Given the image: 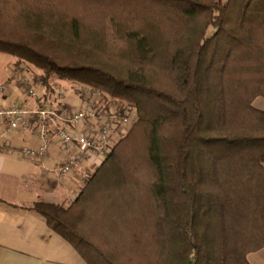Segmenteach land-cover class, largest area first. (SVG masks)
<instances>
[{"label":"trees","instance_id":"obj_1","mask_svg":"<svg viewBox=\"0 0 264 264\" xmlns=\"http://www.w3.org/2000/svg\"><path fill=\"white\" fill-rule=\"evenodd\" d=\"M0 53L137 118L73 202L34 203L87 264L264 249V0H0Z\"/></svg>","mask_w":264,"mask_h":264},{"label":"crops","instance_id":"obj_2","mask_svg":"<svg viewBox=\"0 0 264 264\" xmlns=\"http://www.w3.org/2000/svg\"><path fill=\"white\" fill-rule=\"evenodd\" d=\"M18 63L17 58L0 53V110L18 105L31 111L46 100L57 104L53 94L41 100L24 97L26 85L21 69L15 66ZM34 72L41 74L37 69ZM50 84L51 87L73 85L58 78H53ZM80 105L77 95L70 92L58 106L74 114ZM7 126V118L0 117V133L6 132ZM39 144L32 128L7 133L0 140V264H87L67 241L50 229L45 217L34 209V203L68 206L79 196L85 178L103 159L94 151H85L70 173L63 175L61 168L68 157L57 146L38 159H25L19 154L22 148H36ZM252 256H258V262L250 260L252 264H264V249L249 259Z\"/></svg>","mask_w":264,"mask_h":264},{"label":"built area","instance_id":"obj_3","mask_svg":"<svg viewBox=\"0 0 264 264\" xmlns=\"http://www.w3.org/2000/svg\"><path fill=\"white\" fill-rule=\"evenodd\" d=\"M20 69L26 85L24 97L27 100L45 98L46 89L41 78L30 76L23 65ZM64 95L58 86H53V96L58 101L55 105L46 100L42 106L31 111L18 105L0 110V117L8 120L6 132L0 133V140H4L7 133L32 128L40 144L36 148L24 147L19 154L25 159H38L52 146H57L68 157L61 168L63 175L70 173L85 151H94L104 159L125 130L132 128L136 119L130 113L122 116L120 107L104 103L101 95L90 89L80 90L78 96L82 98V104L74 115L69 116L58 106Z\"/></svg>","mask_w":264,"mask_h":264},{"label":"rangeland","instance_id":"obj_4","mask_svg":"<svg viewBox=\"0 0 264 264\" xmlns=\"http://www.w3.org/2000/svg\"><path fill=\"white\" fill-rule=\"evenodd\" d=\"M19 62V61H18ZM19 64H21V63H18L17 64V66L19 65ZM22 65L26 68V71H27V73L30 75V76H38V75H36L35 74V72H34V70L36 69L35 67H33V66H31L30 64H28V63H26V62H24V63H22ZM16 66V65H15ZM17 66H16V68H17ZM33 68H35L34 70H33ZM41 73V72H40ZM67 82H69V81H67ZM54 86H58L59 87V89L60 90H62L63 91V93H65V95H64V98L62 99V100H64L65 98H66V96H68V94L70 93V92H73L75 95L77 94L76 92L77 91H82V90H84V89H92L91 87H89V86H85V85H80V86H73V85H71V87L70 86H64V85H61V84H58V85H54ZM77 97L80 99V101H81V104H82V98H80V96H78L77 95ZM48 101V100H47ZM49 104L50 105H52V103L51 102H49ZM115 105L116 106H118V107H126L125 106V104L124 103H121V102H116L115 103ZM254 105L257 107V108H260V109H264V98H258L256 101H255V103H254ZM80 107V106H79ZM131 109V108H130ZM132 111L133 110H130V114L132 113ZM77 112V111H76ZM75 112V113H76ZM74 113V114H75ZM67 114L69 115V116H72V115H74V114H71V113H69V112H67ZM137 122V118L135 119V122H134V124ZM131 129V128H130ZM130 129H126L125 130V133H124V135L125 134H127L129 131H130ZM123 135V136H124ZM112 142H116V140H112ZM113 144V143H112ZM258 256H252V258H250L249 260H251L252 261V263H256V261L258 262Z\"/></svg>","mask_w":264,"mask_h":264},{"label":"water","instance_id":"obj_5","mask_svg":"<svg viewBox=\"0 0 264 264\" xmlns=\"http://www.w3.org/2000/svg\"><path fill=\"white\" fill-rule=\"evenodd\" d=\"M189 264H195V263L193 262V260H191Z\"/></svg>","mask_w":264,"mask_h":264}]
</instances>
